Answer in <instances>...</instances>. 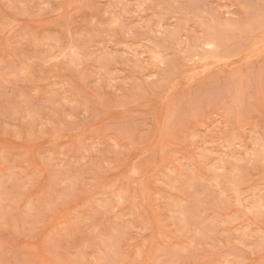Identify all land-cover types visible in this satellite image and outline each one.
Masks as SVG:
<instances>
[{
  "label": "rangeland",
  "instance_id": "1",
  "mask_svg": "<svg viewBox=\"0 0 264 264\" xmlns=\"http://www.w3.org/2000/svg\"><path fill=\"white\" fill-rule=\"evenodd\" d=\"M0 264H264V0H0Z\"/></svg>",
  "mask_w": 264,
  "mask_h": 264
}]
</instances>
